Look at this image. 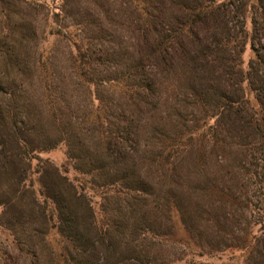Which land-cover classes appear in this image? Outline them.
<instances>
[{"label": "rangeland", "instance_id": "374dc122", "mask_svg": "<svg viewBox=\"0 0 264 264\" xmlns=\"http://www.w3.org/2000/svg\"><path fill=\"white\" fill-rule=\"evenodd\" d=\"M136 3L0 0V264H77L73 248L57 231L53 205L54 218L48 211L46 218L40 192L51 184L45 175L49 165L67 170L76 184L83 176L73 166L85 165L89 156L101 165L95 157L104 140L98 117L108 123L107 131L131 125L139 133L129 137V145L142 176L155 184L134 212H125L117 199L102 201V190L97 191L98 211L106 207L111 214L118 206L110 216L114 226L108 225L119 236L114 247L97 249V264L128 254L133 257L123 264H264L260 252L252 257L259 245L250 247L264 227V188L243 167L249 169L242 148L183 147L174 177L178 184L169 172L145 164L144 151L164 148L162 133L173 138L188 131L201 113L190 105L193 96L175 68L168 75L158 72L159 95L146 105L136 91L126 92L143 73H156L150 62L139 61L144 54ZM163 20V28L172 25L168 17ZM242 25V14L230 10L227 27L234 37ZM244 47L248 69L254 56L249 41L236 40L229 49L235 57ZM80 52L86 66L89 62L87 76L81 73ZM105 177L102 171L96 179ZM216 189L231 196L208 193ZM134 234L137 240L130 242Z\"/></svg>", "mask_w": 264, "mask_h": 264}, {"label": "trees", "instance_id": "16d2710c", "mask_svg": "<svg viewBox=\"0 0 264 264\" xmlns=\"http://www.w3.org/2000/svg\"><path fill=\"white\" fill-rule=\"evenodd\" d=\"M135 1L140 19L139 42L144 54L139 61L143 65L146 61L150 62L152 67H148L154 68L156 73H143L136 88L126 92L136 91L139 100L146 105L151 98L159 95L158 74L168 75L175 68L180 81L193 96L190 105L201 113V117L191 120L192 127L188 131L173 138L162 133L164 148L151 154L144 151L145 164L148 162L157 172H169L178 184L174 177L178 174V168L182 167L178 164V158L183 147L202 146L204 151L208 148L225 151L228 147L236 146L245 152L249 169L243 167L247 174L264 188V0H171L170 4L168 0ZM240 1L242 3L239 5ZM234 8L243 16L241 31L235 37L227 27L229 11ZM165 17L172 22L167 28L162 25ZM240 39L244 43L249 41L254 53L248 69L244 68L242 58L246 45L238 56L232 57L230 54V44L236 40L240 42ZM83 53H79V63L81 73L87 76L89 62H86V66ZM92 68L93 64L90 63L89 70ZM142 68L145 69V66ZM247 90L251 91L255 102L250 99ZM96 124L104 135L101 151L95 156L103 161L98 160L101 165L89 156L85 165L73 166V170L83 176L77 184L67 175V170L61 171L49 165L45 175L52 178L51 184H46L45 191L40 192V204L46 218L47 211L50 220L54 218L49 211L53 205L57 231L73 248L77 264L101 262V258H96L97 249L100 246L114 247L119 239L118 229L108 225L114 226L110 216L118 206L111 214H107L106 207L98 211L94 202L97 191L102 190V201L117 199L125 207V212H134L136 203L152 195L155 184L154 180L142 176L141 167L135 161V150L129 145V137H137L139 133L132 132L131 125L125 130L107 131L108 123H103L100 117ZM137 145H140L139 141ZM69 158L76 157L70 155ZM203 158L198 162L201 163ZM102 171L106 175L103 182L96 179ZM257 178L261 180L257 182ZM208 193L217 198L231 196L230 192L222 189ZM104 221L107 226H104ZM262 229V235L254 236L250 247L257 243L259 247L252 257L260 252L258 256L264 260V227ZM137 237L134 234L129 241L135 242ZM130 257H133L132 254L124 255V258L111 264H123Z\"/></svg>", "mask_w": 264, "mask_h": 264}]
</instances>
